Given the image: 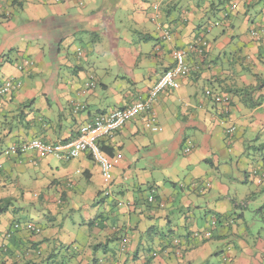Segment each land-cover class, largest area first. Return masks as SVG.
I'll use <instances>...</instances> for the list:
<instances>
[{
  "label": "crops",
  "instance_id": "crops-1",
  "mask_svg": "<svg viewBox=\"0 0 264 264\" xmlns=\"http://www.w3.org/2000/svg\"><path fill=\"white\" fill-rule=\"evenodd\" d=\"M0 1L2 264H264V0ZM178 49L162 130L100 141L109 195L89 153L6 154L145 99Z\"/></svg>",
  "mask_w": 264,
  "mask_h": 264
},
{
  "label": "built area",
  "instance_id": "built-area-1",
  "mask_svg": "<svg viewBox=\"0 0 264 264\" xmlns=\"http://www.w3.org/2000/svg\"><path fill=\"white\" fill-rule=\"evenodd\" d=\"M236 8V5L231 6L232 10H235ZM164 37L169 39L171 38V35L170 33L165 32ZM173 57L174 66L162 74L156 84L150 89L145 99L138 100L124 109L101 114L92 123L82 125L77 137L69 141H58L57 143L52 144L39 139H34L28 143L11 146L6 151V154L17 155L34 151L41 158L53 156L61 160L69 161L77 159L85 153H89L101 170L105 185H107L105 194L109 195L110 187L112 186V171L119 161L110 157L103 151L100 141L106 137L113 136L127 123L139 116L144 117L145 127L147 129L155 132L162 130L156 125L155 119L152 116L147 117L146 114L152 110L153 103L160 94L168 90L179 89L180 79L187 76L190 72V65L187 62V53L185 51L175 50ZM16 87L17 85L15 83L7 81L0 87V95L3 96L9 94ZM234 132L235 128L232 127L227 131V135L230 137ZM190 151L191 148L187 149V152ZM152 200L153 199H150V201ZM29 229L32 231L37 230L36 227L32 226H30Z\"/></svg>",
  "mask_w": 264,
  "mask_h": 264
},
{
  "label": "trees",
  "instance_id": "trees-1",
  "mask_svg": "<svg viewBox=\"0 0 264 264\" xmlns=\"http://www.w3.org/2000/svg\"><path fill=\"white\" fill-rule=\"evenodd\" d=\"M178 50H179V49H178ZM173 66H174V64H173ZM173 66H172V67H173ZM172 67H171V68H172ZM171 68H170V69H171ZM166 71H167V70H166ZM102 149H103V148H102ZM103 151H104V150H103ZM104 152H105V151H104ZM105 153H106V152H105ZM106 154H107V153H106ZM107 155H108V154H107ZM3 212H4V210H3L2 208H0V215H1ZM29 230H30V229H29ZM30 231H32V230H30ZM32 232H33V231H32ZM3 259H4V258H2V257L0 256V264H2V262H3L2 260H3Z\"/></svg>",
  "mask_w": 264,
  "mask_h": 264
},
{
  "label": "rangeland",
  "instance_id": "rangeland-1",
  "mask_svg": "<svg viewBox=\"0 0 264 264\" xmlns=\"http://www.w3.org/2000/svg\"><path fill=\"white\" fill-rule=\"evenodd\" d=\"M233 136H234V134H233L232 136H230V137L227 135V137L230 138V140H231V138H232Z\"/></svg>",
  "mask_w": 264,
  "mask_h": 264
}]
</instances>
